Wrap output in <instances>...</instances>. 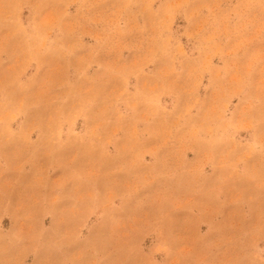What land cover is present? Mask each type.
I'll list each match as a JSON object with an SVG mask.
<instances>
[{
	"label": "rangeland",
	"instance_id": "rangeland-1",
	"mask_svg": "<svg viewBox=\"0 0 264 264\" xmlns=\"http://www.w3.org/2000/svg\"><path fill=\"white\" fill-rule=\"evenodd\" d=\"M0 264H264V0H0Z\"/></svg>",
	"mask_w": 264,
	"mask_h": 264
}]
</instances>
